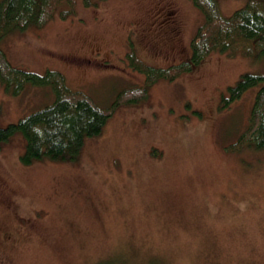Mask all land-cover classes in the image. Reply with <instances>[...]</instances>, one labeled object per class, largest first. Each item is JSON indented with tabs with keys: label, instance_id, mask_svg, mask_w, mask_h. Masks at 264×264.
<instances>
[{
	"label": "rangeland",
	"instance_id": "obj_1",
	"mask_svg": "<svg viewBox=\"0 0 264 264\" xmlns=\"http://www.w3.org/2000/svg\"><path fill=\"white\" fill-rule=\"evenodd\" d=\"M218 2L225 17L246 4ZM167 7L175 13L160 28ZM65 10L13 30L0 48L15 67L61 72L103 108L145 85L134 56L157 68L179 64L205 21L191 0H78L62 18ZM245 73H264V60L213 52L176 80L155 82L145 100L119 106L74 160L25 164L21 133L3 143L0 264H264V150L230 149L257 88L220 109ZM54 99L48 86L14 96L0 81V127Z\"/></svg>",
	"mask_w": 264,
	"mask_h": 264
},
{
	"label": "trees",
	"instance_id": "obj_2",
	"mask_svg": "<svg viewBox=\"0 0 264 264\" xmlns=\"http://www.w3.org/2000/svg\"><path fill=\"white\" fill-rule=\"evenodd\" d=\"M191 1L205 16L204 23L191 42V56L167 68L147 65L134 56L133 66L147 75V81L144 86L123 90L108 108L99 106L84 91L70 88L66 76L59 71L48 70L40 74L13 66L0 48V81L12 95H19L28 85L48 86L55 94L52 103L15 123L0 127V150L3 143L21 133L25 142L21 157L23 163L31 164L43 159L74 160L87 138L99 136L103 132L119 106L145 100L150 87L158 80H176L204 63L213 52L264 60V0H246V4L230 17L223 16L218 0ZM77 2L0 0V40L15 29L44 26L63 4L70 5V10L61 12V17L66 18ZM83 4L91 6L92 0H83ZM174 13L175 10L170 7L161 11L159 27L162 28V22L165 19L168 21ZM165 31L168 34L174 32L170 29ZM153 48L159 52L164 47L157 44ZM253 88L257 90L249 124L237 142L230 146L231 150L245 146L264 150V73L243 74L235 85L228 88V94L222 96L220 109L230 107Z\"/></svg>",
	"mask_w": 264,
	"mask_h": 264
}]
</instances>
